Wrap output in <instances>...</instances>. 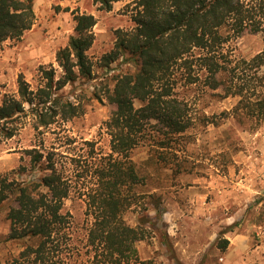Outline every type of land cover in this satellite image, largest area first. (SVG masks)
<instances>
[{"label":"trees","instance_id":"1","mask_svg":"<svg viewBox=\"0 0 264 264\" xmlns=\"http://www.w3.org/2000/svg\"><path fill=\"white\" fill-rule=\"evenodd\" d=\"M123 0H94L111 11ZM135 27L118 30L107 65L122 60L132 69L115 79L107 99L114 112L106 122L112 153L92 173L86 193V228L79 231L73 216L63 214L72 192L70 178L59 168L55 153L27 150L31 175L25 181L0 175V212L6 209L9 233L3 242L18 246V254L0 264H155L139 258L137 243L152 237L156 221L141 218L136 227L124 213L144 185L131 153L148 147L154 157L168 161L163 150L191 128L185 86L201 85L222 98L238 97V119L264 121V49L250 60L235 59L227 49L246 33L264 37V0H137ZM36 20L34 0H0V42L19 41ZM75 34L56 61L62 70L41 68L43 85L36 90L19 76L17 95L0 93V140L18 133L22 118L33 117L35 129L56 118H72L79 108L58 92L78 79H90L88 52L96 18L74 16ZM162 149V151L160 150ZM159 160L157 161L159 163ZM20 172L26 174V168ZM92 181V180H91ZM159 204L158 201H156ZM158 206L155 208L156 213ZM146 216V215H145ZM169 245V242H166ZM229 240L218 248L226 251ZM169 251L173 252L171 245Z\"/></svg>","mask_w":264,"mask_h":264},{"label":"rangeland","instance_id":"2","mask_svg":"<svg viewBox=\"0 0 264 264\" xmlns=\"http://www.w3.org/2000/svg\"><path fill=\"white\" fill-rule=\"evenodd\" d=\"M136 2H115L112 10L106 11L94 0H34L32 29L19 41L0 42V93L17 95L19 76L33 90L43 85L41 68H54L59 78L62 70L56 56L75 34L74 16L91 14L96 18L95 41L88 52L92 76L58 92L78 106V115L68 119L60 116L52 125L39 129L28 116L22 118L16 136L0 140V175L17 181L27 180L32 172L27 150L55 153L59 168L72 185L62 212L73 216L79 231L86 228L84 194L92 186V173L99 161L112 153L105 124L114 106L107 95L116 77L132 69L121 59L107 65L105 57L115 47L117 31L135 27ZM227 49L235 59L250 60L264 49V37L246 33L233 38ZM259 74L264 75V68ZM216 94L199 84L180 90L192 125L176 137L175 150L160 149L170 163L160 161L144 146L130 155L144 185L135 188L138 201L123 217L132 227L144 217L157 224L152 237L137 243L143 261L264 264V121L235 118L233 110L239 98ZM22 166L26 174L20 172ZM6 212H0L2 261L19 251L17 245L3 242L9 233ZM223 239L229 240L224 252L218 248Z\"/></svg>","mask_w":264,"mask_h":264},{"label":"crops","instance_id":"3","mask_svg":"<svg viewBox=\"0 0 264 264\" xmlns=\"http://www.w3.org/2000/svg\"><path fill=\"white\" fill-rule=\"evenodd\" d=\"M239 251V250H238Z\"/></svg>","mask_w":264,"mask_h":264}]
</instances>
